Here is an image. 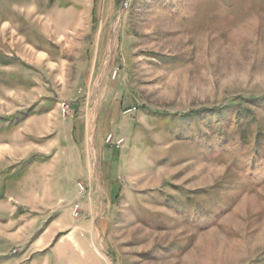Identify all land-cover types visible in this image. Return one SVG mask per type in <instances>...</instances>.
<instances>
[{
    "label": "rangeland",
    "instance_id": "rangeland-1",
    "mask_svg": "<svg viewBox=\"0 0 264 264\" xmlns=\"http://www.w3.org/2000/svg\"><path fill=\"white\" fill-rule=\"evenodd\" d=\"M0 264H264V0H0Z\"/></svg>",
    "mask_w": 264,
    "mask_h": 264
},
{
    "label": "trees",
    "instance_id": "trees-1",
    "mask_svg": "<svg viewBox=\"0 0 264 264\" xmlns=\"http://www.w3.org/2000/svg\"><path fill=\"white\" fill-rule=\"evenodd\" d=\"M236 101V100H235ZM233 99H231L230 101H228L226 104L219 106V107H214V108H201V109H193V110H189L183 114H180V116L183 117H187V118H191V119H201L202 121L205 119L206 116L209 115V117H207L205 121L206 123V127L209 129H213L212 126L213 124L219 125V127L221 126V124L224 122L225 118L227 115H229L230 113V107L233 108L235 110V115H234V120L239 122V120H242L243 116H241L244 108L240 106V101L238 100L237 102H235ZM227 125V124H226ZM222 128L220 127L219 129H217L216 131H218L221 134V130ZM216 135L219 136V134L217 133Z\"/></svg>",
    "mask_w": 264,
    "mask_h": 264
},
{
    "label": "built area",
    "instance_id": "built-area-1",
    "mask_svg": "<svg viewBox=\"0 0 264 264\" xmlns=\"http://www.w3.org/2000/svg\"><path fill=\"white\" fill-rule=\"evenodd\" d=\"M125 4H127V3H125ZM59 106H60V110H61L62 115L65 116V114L67 113V109H66L67 106L64 105V103H61ZM106 140L108 142L114 144L116 147H118L122 143V138L113 139L110 134L107 136ZM79 188L80 189L83 188L81 184H79ZM73 213L75 216L78 214V212L76 211V208L74 209Z\"/></svg>",
    "mask_w": 264,
    "mask_h": 264
},
{
    "label": "crops",
    "instance_id": "crops-1",
    "mask_svg": "<svg viewBox=\"0 0 264 264\" xmlns=\"http://www.w3.org/2000/svg\"><path fill=\"white\" fill-rule=\"evenodd\" d=\"M18 217H19V216H18ZM64 232H67V230H66V231H64ZM69 232H70V231H68V232L66 233V235H67V234H69ZM41 241H42V239L40 238V239L38 240V242H37V243H40Z\"/></svg>",
    "mask_w": 264,
    "mask_h": 264
}]
</instances>
